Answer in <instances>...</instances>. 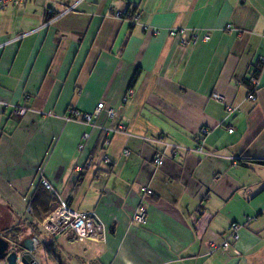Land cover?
Masks as SVG:
<instances>
[{
	"label": "crops",
	"instance_id": "crops-1",
	"mask_svg": "<svg viewBox=\"0 0 264 264\" xmlns=\"http://www.w3.org/2000/svg\"><path fill=\"white\" fill-rule=\"evenodd\" d=\"M125 11L138 21L118 15ZM180 27L210 38L182 49L169 35ZM260 58L264 0H25L0 8V204L33 237L35 222L54 209L45 179L72 209L98 215L106 234L95 256L84 263L78 241L60 247L40 236L54 259L59 247L78 264H264V165L240 163L264 160V64L254 101L246 83ZM99 103L114 116L102 111L95 126L68 119ZM201 128L209 132L198 152ZM139 205L142 226L131 220ZM233 222L238 240L212 250Z\"/></svg>",
	"mask_w": 264,
	"mask_h": 264
},
{
	"label": "built area",
	"instance_id": "built-area-1",
	"mask_svg": "<svg viewBox=\"0 0 264 264\" xmlns=\"http://www.w3.org/2000/svg\"><path fill=\"white\" fill-rule=\"evenodd\" d=\"M25 0H0V8L6 7L10 3H22ZM51 12V11H49ZM119 16H129L131 23H136L139 19V15L136 12H121L118 14ZM228 31H235L238 35H240L241 31L234 28L232 25H228L226 27ZM145 30H148V27H145ZM153 34H158V29L151 30ZM169 35L172 37H176L178 39L179 47L185 49L189 44L195 45L198 41L206 42L210 38V34L206 30H187L186 28H172L169 30ZM260 63L264 64V58H260ZM248 80L250 85L252 86L251 91L248 93V99L254 101L255 90L258 85V80L253 77V75H249ZM133 92L128 90L126 95L122 98L123 102L128 100V97L132 96ZM211 97L216 101H222L223 97L220 94L213 93ZM0 104L5 105L2 101ZM102 111L106 112V115L109 117L114 116V112L110 108H105L103 103H99L92 114L82 113L78 110H71L70 115L68 116L69 120H79L81 122L90 123L92 126H95V121L92 120L93 117H98ZM25 110H19V114H24ZM124 125L118 124L115 128V131H123ZM230 132L232 129L229 130ZM209 130L207 128H201L198 134L194 138L195 142V150L198 152L202 151L204 145L205 136L208 134ZM88 134H84L83 138L87 140ZM103 146H108L110 144L109 139L106 137L103 142ZM175 147V146H173ZM82 148V146L80 147ZM175 149H173V153H175ZM124 155H128V150H124ZM101 161L104 164L110 163L109 157L104 154L101 157ZM153 162L156 166H160L163 163V157L161 154H155L153 157ZM90 163L88 162V165ZM41 184L45 187V189L50 193L51 196L54 197L55 201L53 202L54 209L53 211L42 221L39 222V228L42 232V236H44L48 241L60 246L64 247V242L67 240H76L80 243V248L84 244L85 241L94 242L97 244H102L105 239L106 229L98 217V215L94 212H86V211H78L72 209L68 202L57 196V192L55 188H53L45 179L41 180ZM141 192L144 194H151V191L147 187H142ZM26 213L31 214L30 206H27ZM146 215L147 211L143 205L137 206L131 220L133 223L137 225H144L146 223ZM196 216L200 215V218H207L205 213H201L197 211L195 213ZM240 229V225L233 222L230 224L228 228V235L225 240L218 246L215 243H211V249H217L218 247L222 249H228L230 246V240L236 241L239 238L238 231ZM36 245L34 248L39 245V240L36 237H33ZM38 241V242H37ZM16 247V246H14ZM12 248V250L14 249ZM23 251L21 249L18 250V255L22 254ZM33 255V254H32ZM77 255H80V251H78ZM35 258V255H33ZM36 259V258H35ZM1 264H6L5 260L1 261Z\"/></svg>",
	"mask_w": 264,
	"mask_h": 264
},
{
	"label": "rangeland",
	"instance_id": "rangeland-1",
	"mask_svg": "<svg viewBox=\"0 0 264 264\" xmlns=\"http://www.w3.org/2000/svg\"><path fill=\"white\" fill-rule=\"evenodd\" d=\"M254 202H256V200H254ZM253 204V203H252ZM254 205V204H253ZM28 218L31 216V214L27 213ZM17 222L16 220V216L14 214H10L7 211H5L4 207L0 204V230L4 227H10L13 231H7L4 235L0 234L1 237H4L5 239L7 238H12L14 237V231L16 230V228H18V226H21L20 224L16 225L15 223ZM4 232V231H3ZM26 238H30L33 242V245H36V242L34 240L33 237L31 236H26L23 235V233L21 232V236L19 239L18 244H16L17 246L20 245V243L26 239ZM8 240V239H7ZM39 240V245L37 244V250L35 249L32 254L35 255L36 260L38 261V264H78L75 262V258L78 257L81 260H84L86 263V261H89V258L87 257H82L77 255L76 257L66 253L64 250L60 249L59 247L53 248L54 252L57 254V259H54L53 257H51L46 251H45V245L44 243L41 244L40 239L38 237ZM48 243H50V241H48ZM48 243L45 241V244L48 245ZM14 245V244H13ZM49 246V245H48ZM75 249L77 248V245H74ZM44 247V248H43ZM73 262V263H71Z\"/></svg>",
	"mask_w": 264,
	"mask_h": 264
},
{
	"label": "water",
	"instance_id": "water-1",
	"mask_svg": "<svg viewBox=\"0 0 264 264\" xmlns=\"http://www.w3.org/2000/svg\"><path fill=\"white\" fill-rule=\"evenodd\" d=\"M14 246L17 245H13L9 240L0 236V264L2 260H5L6 264H38L32 255L35 248L30 238H26L20 243L22 254L18 255V252H14L12 250Z\"/></svg>",
	"mask_w": 264,
	"mask_h": 264
},
{
	"label": "trees",
	"instance_id": "trees-1",
	"mask_svg": "<svg viewBox=\"0 0 264 264\" xmlns=\"http://www.w3.org/2000/svg\"><path fill=\"white\" fill-rule=\"evenodd\" d=\"M262 66L263 64L262 63H259L256 67H255V70L254 72L251 73V75H253V77H255L257 80H258V76H259V73H261V70H262ZM246 83L247 85H249L250 89L248 91V93L251 91V85H250V82L248 80V78H246ZM257 90V88H256ZM256 90H255V93H256ZM245 162H252V163H256V164H261V165H264V160H258V159H245V161H240V163L242 165H245ZM29 206L31 208V202H29ZM32 211V210H31ZM42 221V220H41ZM40 222V221H39ZM39 222H35V225H34V233L33 234V237H36L38 239V237L42 236V232L39 228ZM19 224V223H18ZM17 224V225H18ZM1 232H7V231H13L11 228H4V229H1L0 230ZM21 232H22V228L20 226H18V228H16V230L14 231V237L12 238H7L11 243L13 244H17L19 242V239H20V236H21ZM40 239V238H39Z\"/></svg>",
	"mask_w": 264,
	"mask_h": 264
},
{
	"label": "bare ground",
	"instance_id": "bare-ground-1",
	"mask_svg": "<svg viewBox=\"0 0 264 264\" xmlns=\"http://www.w3.org/2000/svg\"><path fill=\"white\" fill-rule=\"evenodd\" d=\"M99 246H101V245L94 243V242L85 241L84 244L80 248V255L82 257L84 256L87 258H92L93 256H95V249L93 251V248H97ZM20 248H21L20 246H16V247H14L13 251L18 252V250Z\"/></svg>",
	"mask_w": 264,
	"mask_h": 264
},
{
	"label": "flooded vegetation",
	"instance_id": "flooded-vegetation-1",
	"mask_svg": "<svg viewBox=\"0 0 264 264\" xmlns=\"http://www.w3.org/2000/svg\"><path fill=\"white\" fill-rule=\"evenodd\" d=\"M2 229H4V228H2ZM0 234L4 235V234H5V232H1V231H0Z\"/></svg>",
	"mask_w": 264,
	"mask_h": 264
}]
</instances>
